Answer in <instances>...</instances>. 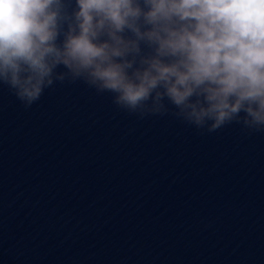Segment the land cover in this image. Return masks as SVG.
Segmentation results:
<instances>
[{
    "label": "water",
    "instance_id": "1",
    "mask_svg": "<svg viewBox=\"0 0 264 264\" xmlns=\"http://www.w3.org/2000/svg\"><path fill=\"white\" fill-rule=\"evenodd\" d=\"M0 264H264V131L0 86Z\"/></svg>",
    "mask_w": 264,
    "mask_h": 264
},
{
    "label": "clouds",
    "instance_id": "2",
    "mask_svg": "<svg viewBox=\"0 0 264 264\" xmlns=\"http://www.w3.org/2000/svg\"><path fill=\"white\" fill-rule=\"evenodd\" d=\"M78 81L140 118L262 132L264 0H0V86L30 108Z\"/></svg>",
    "mask_w": 264,
    "mask_h": 264
}]
</instances>
